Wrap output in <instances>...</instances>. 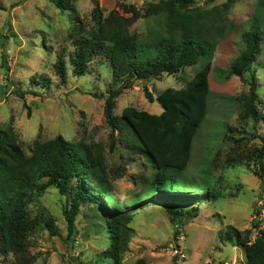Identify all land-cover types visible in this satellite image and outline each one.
Segmentation results:
<instances>
[{
	"label": "rangeland",
	"instance_id": "1",
	"mask_svg": "<svg viewBox=\"0 0 264 264\" xmlns=\"http://www.w3.org/2000/svg\"><path fill=\"white\" fill-rule=\"evenodd\" d=\"M156 1L100 0L99 7L104 17L113 10L131 17L120 5L133 6L143 12ZM230 1L202 0L198 6L211 10ZM234 1L226 14V39L218 44L213 60L215 71L210 75L209 112L196 136L191 162L176 179L182 188L205 194L216 191L221 197L203 204L196 218L185 217L175 225L163 208L147 205L141 208V204L152 197L150 186L146 184L154 169L147 158L126 148L125 142L120 143L117 137L116 150H110L112 133L104 116L105 100L100 96L106 94L112 79L110 63H103L106 58L98 57L90 63L86 76L75 77L72 73L69 57L75 49L73 14L62 12L50 0H0V129L12 125L28 154L35 142H45L59 135L73 144L85 141L103 147L109 170H123L122 177L112 180L115 197L118 203L129 206L127 210L135 211L134 235L123 264H135L140 259L147 264H245L243 248L228 240V226L244 232L253 228L256 219L264 229V189L255 174L259 167L253 163L226 166L229 153L236 158L238 153L259 156L257 150L263 147L260 137H264V125L256 130L249 121L238 122L239 105L233 99L247 91L244 81L239 77L222 81L217 72V69L226 71L241 53L242 33L258 23L257 19L264 21V6L259 5L262 0ZM76 8L84 25L91 29L96 23L93 0H80ZM153 25L152 17L141 18L129 31L144 39ZM262 34L256 75L259 93L264 99V31ZM58 53H63L67 62L66 84L60 82L55 72ZM201 66L199 62L175 76L163 75L147 82L146 86L154 95L170 87L179 89ZM15 90L28 94L21 98ZM31 91L38 95L33 96ZM126 107L152 114L163 110L157 101L150 103L146 99L141 82L118 98L116 115L121 116ZM226 127L236 129L232 135L240 143L228 139ZM217 151L218 161L212 164ZM69 205V196L50 187L29 206L32 218L38 221L28 239L29 253L36 258L34 264H113L112 260L104 258L110 240L103 214L90 203L83 204L77 219L74 248L68 247L64 210ZM257 210H261L259 216ZM47 217L56 219L62 237L50 235L43 224ZM176 228L180 229L177 237ZM255 237L253 232L252 242ZM14 260L13 255L0 253V264H14Z\"/></svg>",
	"mask_w": 264,
	"mask_h": 264
},
{
	"label": "trees",
	"instance_id": "2",
	"mask_svg": "<svg viewBox=\"0 0 264 264\" xmlns=\"http://www.w3.org/2000/svg\"><path fill=\"white\" fill-rule=\"evenodd\" d=\"M50 1L62 12L73 14L76 23L72 36L75 49L69 57L73 75L86 76L90 63L98 57L106 58L103 63H110L112 79L106 94L100 95L105 100L104 116L112 133L110 150H116L117 139L120 143L125 142L126 148L146 157L154 169L146 184L150 186L152 197L141 204V208L144 205L161 207L175 225L182 218H196L200 207L217 200L221 193L208 191L205 194L204 191L182 188L176 179L191 162L196 136L209 112L210 75L215 71L213 60L218 44L226 39V14L235 1L208 10L198 6L202 0H157L143 12L133 6L120 5L124 13L132 14L131 17L121 15L118 10L104 17L100 13V0H93L96 23L91 29L78 16L76 4L80 0ZM259 5L264 6V0ZM147 17L154 20L147 38L131 34L130 27ZM257 20L258 23L242 33L243 48L229 68L226 71L217 69L222 81L232 77L244 81L247 91L233 99L239 105L238 122L249 121L256 130L264 125V99L259 93L256 75L264 21ZM57 56L55 72L60 82L66 84L67 62L63 53ZM199 62H202L201 68L179 89L170 87L154 95L143 86L146 99L150 103L157 101L162 106V113L152 114L126 107L121 116L116 115L118 98L137 80L150 82L163 75L175 76ZM2 65L9 70L5 63ZM14 93L21 98L28 94L19 90ZM30 94L37 96L38 92L31 91ZM226 128L228 139L240 143L232 135L236 129ZM260 138L263 147L257 150L259 156L238 153L236 158L229 153L226 166L243 163L258 166L255 174L264 189V137ZM218 157L217 151L212 164L218 161ZM122 176L121 168L109 170L100 144L85 141L73 144L59 135L45 142H35L28 154L12 125L0 129V253L13 255L14 264H34L36 258L29 253L28 239L38 221L32 218L29 206L48 188L55 187L61 195L70 197V205L64 210L68 247L74 248L77 219L83 204L90 203L102 212L110 240L104 258L112 260L113 264H123L124 254L134 235L135 211L127 210L129 206L126 208L118 203L115 197L112 180ZM260 213L261 210H257V216ZM43 224L51 236L62 237L55 218L47 217ZM252 226V229L241 232L229 225L227 237L243 248L245 264H264V229L256 219ZM253 232L256 237L252 242ZM179 234L180 229L176 228L175 236ZM135 264L147 262L140 259Z\"/></svg>",
	"mask_w": 264,
	"mask_h": 264
},
{
	"label": "water",
	"instance_id": "3",
	"mask_svg": "<svg viewBox=\"0 0 264 264\" xmlns=\"http://www.w3.org/2000/svg\"><path fill=\"white\" fill-rule=\"evenodd\" d=\"M142 83L143 84V86H146L147 85V82H148V80L147 79H145V80H143V81H141V80H137V82L136 83Z\"/></svg>",
	"mask_w": 264,
	"mask_h": 264
},
{
	"label": "built area",
	"instance_id": "4",
	"mask_svg": "<svg viewBox=\"0 0 264 264\" xmlns=\"http://www.w3.org/2000/svg\"><path fill=\"white\" fill-rule=\"evenodd\" d=\"M184 256H182V258H183Z\"/></svg>",
	"mask_w": 264,
	"mask_h": 264
},
{
	"label": "crops",
	"instance_id": "5",
	"mask_svg": "<svg viewBox=\"0 0 264 264\" xmlns=\"http://www.w3.org/2000/svg\"><path fill=\"white\" fill-rule=\"evenodd\" d=\"M163 111V110H162ZM162 113V112H161Z\"/></svg>",
	"mask_w": 264,
	"mask_h": 264
}]
</instances>
